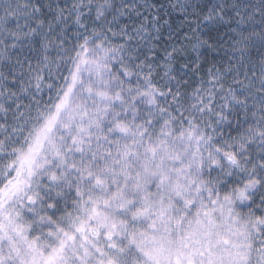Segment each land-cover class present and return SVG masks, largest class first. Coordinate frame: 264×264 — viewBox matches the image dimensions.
<instances>
[{"label": "snow or ice", "instance_id": "6c2138e0", "mask_svg": "<svg viewBox=\"0 0 264 264\" xmlns=\"http://www.w3.org/2000/svg\"><path fill=\"white\" fill-rule=\"evenodd\" d=\"M0 264H264V0H0Z\"/></svg>", "mask_w": 264, "mask_h": 264}]
</instances>
